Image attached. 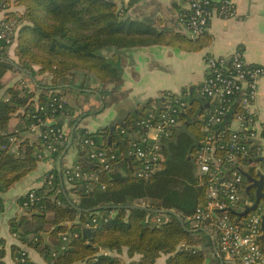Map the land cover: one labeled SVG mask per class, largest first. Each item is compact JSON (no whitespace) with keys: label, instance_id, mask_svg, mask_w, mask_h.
I'll use <instances>...</instances> for the list:
<instances>
[{"label":"trees","instance_id":"trees-1","mask_svg":"<svg viewBox=\"0 0 264 264\" xmlns=\"http://www.w3.org/2000/svg\"><path fill=\"white\" fill-rule=\"evenodd\" d=\"M12 6L19 9L10 10ZM2 8H8L5 16L13 21L15 58L9 55L12 46L2 40L0 192L35 171L40 161L63 157L69 143L77 151L71 166L49 170L42 187L19 198L22 211L9 219L15 264H36L28 249L41 254L48 264H126L120 256L125 248L130 258L140 255L127 264H158L163 255V264H207V251L215 264H227L207 220L194 226L192 221L209 201L207 190L215 173L228 177L237 171L242 175L244 197L256 199L257 188L249 177L264 175L261 145L240 140L251 144L248 152L238 153L233 164L227 159L230 126L238 114L245 113L237 94L224 102L203 96L201 86L199 95L192 90L164 91L129 112L114 129L105 126L91 131L78 121L99 111L101 103L107 106L110 95L119 91L123 68L116 54L111 55L113 50L152 44L201 50L211 36L159 31L130 17L128 6L117 0H0ZM12 70L32 79L35 74L48 75L51 84L34 80L35 88H31L23 78L8 85L5 76ZM78 71L91 74L101 85L87 98L90 102L94 97L96 102L80 113L61 91ZM39 85L45 86L40 92ZM220 106H225L224 114L210 122ZM164 113L178 123L167 126L158 138L149 137L150 126H157ZM68 115L72 118L65 132ZM48 118L53 125H47ZM33 125L42 133L55 130L56 134L34 135ZM58 130L64 131L60 137ZM208 140L216 161L203 173L198 158ZM141 150L147 157L139 156ZM157 151L162 158L153 160ZM241 203L237 210L229 209L233 218L244 219L253 212L243 215L246 208ZM7 242L0 235V264H6ZM259 243L264 250L263 234Z\"/></svg>","mask_w":264,"mask_h":264},{"label":"crops","instance_id":"crops-1","mask_svg":"<svg viewBox=\"0 0 264 264\" xmlns=\"http://www.w3.org/2000/svg\"><path fill=\"white\" fill-rule=\"evenodd\" d=\"M128 6V15L145 25H151L159 31L189 33L184 28L182 17L188 12L185 0H117ZM237 16L229 19L215 17L209 24L207 33L211 36L210 42L201 50H188L166 44H152L136 46L121 51L113 50L111 55L117 56L118 64L123 68V80L119 91H114L107 96L108 105L100 104L96 113L79 118V124L95 131L105 126H112L122 121L126 115L140 108L150 98L161 96L162 92L169 91L180 94L185 90H192L199 95V87L210 75L207 59L210 56H231L236 51L242 53L243 58L250 64L264 65V0H235ZM14 45L10 47L9 54L15 58ZM26 78L31 88L34 80L40 83L51 84L50 76L35 74L34 79L20 70L9 71L5 76L8 85ZM33 82H31V81ZM37 84V83H36ZM99 81L91 74L82 71L76 72L71 78L68 87L61 90L63 97L69 95V102L77 113L87 109L96 101L87 98L92 92H97ZM109 88L113 85L107 84ZM40 90L45 87L37 86ZM4 91V90H3ZM3 91L1 93H3ZM72 94L74 98L72 97ZM254 124L251 130L257 135L250 141L253 145H261V154L264 157V77L259 79L258 96L252 106ZM72 118L68 115L63 127L69 131L68 121ZM13 121V120H12ZM14 123H11V127ZM236 127L237 122H233ZM149 137L157 138L155 129L149 130ZM255 140L257 143H255ZM75 147H71L66 154L54 161H40L38 168L28 174L11 188L0 192L2 207L0 209V235L8 239L6 247V264H15L10 250L12 236L9 227V219L19 213L22 208L18 200L33 188L44 185V174L53 168L71 166L76 157ZM245 166H247L245 164ZM259 169L260 163H256ZM264 172V170L262 171ZM211 233V232H210ZM217 250V248H215ZM115 254L114 252H110ZM29 257L36 264H48L41 254L33 249H28ZM127 264L131 260H137L140 255L128 257L126 248L120 254ZM166 256L158 259V264L165 263Z\"/></svg>","mask_w":264,"mask_h":264},{"label":"built area","instance_id":"built-area-1","mask_svg":"<svg viewBox=\"0 0 264 264\" xmlns=\"http://www.w3.org/2000/svg\"><path fill=\"white\" fill-rule=\"evenodd\" d=\"M185 2L188 5V12L184 13L182 22L191 37H198L206 32L215 17L229 19L237 16L235 0H185ZM7 10L8 8L0 9V42L5 40L8 45L13 46L15 29L12 26L13 21H8L5 16ZM207 63L210 75L200 87L201 94L224 102L230 101L237 94L240 97L239 102L242 108L245 109V113L238 114L230 126L232 134L227 159L233 164L236 155L246 154L251 145L240 140L250 141L257 137L251 130L254 124L251 109L258 96L259 79L264 77V65L246 62L240 51L228 57L210 56ZM224 112L225 106L216 107L209 121H219ZM48 120L52 121V118ZM235 121L237 122L236 127L233 125ZM177 123L176 118L164 113L162 121L157 126H150V129H155L159 137L165 132L167 126ZM31 130L34 135H43L45 138L50 133L51 135L56 134L55 130L42 133L37 125H33ZM63 132V130H58V137L62 136ZM155 149L159 150V146L155 145ZM212 152L213 146L208 140L198 158L199 169L203 173L209 172L210 163L216 161ZM138 154L141 157H147L145 151L141 150ZM99 157L101 162H105L106 158L103 153H100ZM152 158L153 160L162 158L161 152L157 151ZM207 194L209 201L198 209L192 225H198L200 221L207 220V228L212 236L217 238L219 250L224 254L227 264H264V250L259 243V238L263 234L264 201H261L257 208L244 219H236L229 214V209L237 210L240 202L243 208L255 202L244 197L242 175L237 171H233L228 177L213 174ZM30 197L33 198V193Z\"/></svg>","mask_w":264,"mask_h":264},{"label":"water","instance_id":"water-1","mask_svg":"<svg viewBox=\"0 0 264 264\" xmlns=\"http://www.w3.org/2000/svg\"><path fill=\"white\" fill-rule=\"evenodd\" d=\"M122 121L117 122L116 124L112 125L111 128L114 129L115 126L118 123H121ZM54 124V121H49L47 122V125L51 126ZM255 143H257V141L255 140ZM249 179L252 181L251 186H255L257 188L256 190V199L253 205L248 206L243 212V215H247L249 212L254 211L258 204L261 202V200H264V192L262 191V183H263V179H264V175H261L260 178H254L252 176L249 177ZM66 224H68V222H66ZM262 231H263V235H264V215L262 218ZM48 233L45 234V237H48Z\"/></svg>","mask_w":264,"mask_h":264},{"label":"rangeland","instance_id":"rangeland-1","mask_svg":"<svg viewBox=\"0 0 264 264\" xmlns=\"http://www.w3.org/2000/svg\"><path fill=\"white\" fill-rule=\"evenodd\" d=\"M19 8L18 7H15V6H12V7H10V10H18ZM10 55V54H9ZM72 97L74 98V96H73V94H72ZM69 98H71L69 95H67L66 96V94H65V99L66 100H69ZM75 99V98H74ZM92 100H94V97L92 98ZM153 130V129H152ZM69 145V146H68ZM67 145V148H71V147H73L72 145L70 146V143ZM61 158V157H60ZM207 250H208V248H207ZM208 252V256H209V258H208V262H207V264H215V260L213 259V256H212V253L210 252V251H207Z\"/></svg>","mask_w":264,"mask_h":264}]
</instances>
